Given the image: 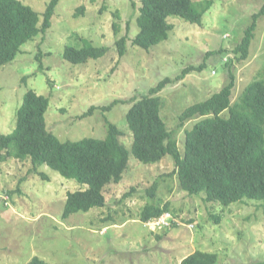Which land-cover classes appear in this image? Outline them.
I'll use <instances>...</instances> for the list:
<instances>
[{"label": "rangeland", "instance_id": "rangeland-1", "mask_svg": "<svg viewBox=\"0 0 264 264\" xmlns=\"http://www.w3.org/2000/svg\"><path fill=\"white\" fill-rule=\"evenodd\" d=\"M22 1L39 12L41 23L51 0ZM212 1L201 25L169 17V38L146 50L133 43L140 0H60L48 31L22 45L13 61L0 67V130H14L17 110L32 88L50 98L47 125L61 140L106 137L107 116L130 147L125 115L131 104L119 103L107 111L102 106L117 98L140 97L162 79H175L184 68L205 63L203 70L191 71L159 93L162 117L183 153L186 131L200 117L182 124V111L226 86L232 72L235 101L264 68V15L248 58L234 52L264 0ZM123 36L127 42L121 56L117 42ZM85 40L109 50L84 64L67 61L65 47L81 48ZM31 167L29 160L16 158L0 163V264H29L37 256L49 264H180L197 250L217 253L216 264L264 261V201L223 206L206 201L204 193L189 195L180 188L170 155L152 164L131 155L122 180L105 188L103 207L66 218L68 192L85 186L47 166L39 168L46 178ZM166 202L178 224L156 230L145 226L144 207Z\"/></svg>", "mask_w": 264, "mask_h": 264}, {"label": "trees", "instance_id": "trees-1", "mask_svg": "<svg viewBox=\"0 0 264 264\" xmlns=\"http://www.w3.org/2000/svg\"><path fill=\"white\" fill-rule=\"evenodd\" d=\"M59 1H50L40 23L41 16L31 5L22 0H0V67L12 62L22 45L48 31ZM140 2L137 17L139 31L133 43L146 50L169 38L173 28L169 17L178 16L201 25L205 13L213 4L212 0ZM263 15L264 4L253 14L252 23L234 49V52L241 53L240 59L248 58L258 19ZM126 42L127 36L117 42L121 56L126 52ZM108 50V46H95L85 40L81 48L66 46L64 57L73 64H84L102 57ZM215 52L208 51V55ZM229 64L226 62L227 67ZM204 67L205 63L199 67L188 66L175 79H162L140 97L117 98L102 106L103 111H107L119 103L131 104L125 115L132 133L130 147L121 142L120 128L107 116L106 137L61 140L47 125L50 98L30 88L17 110L14 130L7 134L0 130V163L9 158L29 160L31 171L36 174L48 177L39 169L47 166L85 186V189L68 192L62 215L64 218L103 207L106 204L105 188L122 180L131 155L145 164L160 162L170 155L175 161L180 188L189 195L204 193L206 201L218 202L223 206L244 200L264 201V68L235 101L232 96L236 75L232 72L226 86L208 99L189 105L182 111L179 116L182 124L200 117L193 128L186 131L183 153L173 131L169 130L162 117L159 93L167 84ZM94 108L92 106L85 115ZM155 187L150 189L151 195ZM168 210L169 202L164 206L147 204L142 210L141 220L148 221ZM217 260V253L197 250L180 264H216ZM29 264L49 263L37 256ZM257 264H264V261Z\"/></svg>", "mask_w": 264, "mask_h": 264}, {"label": "built area", "instance_id": "built-area-1", "mask_svg": "<svg viewBox=\"0 0 264 264\" xmlns=\"http://www.w3.org/2000/svg\"><path fill=\"white\" fill-rule=\"evenodd\" d=\"M173 221H176V218H174V216L170 212H167L153 220L146 222L145 225L151 228L153 226L154 230H156L170 226Z\"/></svg>", "mask_w": 264, "mask_h": 264}, {"label": "clouds", "instance_id": "clouds-1", "mask_svg": "<svg viewBox=\"0 0 264 264\" xmlns=\"http://www.w3.org/2000/svg\"><path fill=\"white\" fill-rule=\"evenodd\" d=\"M167 212H170V213L174 216V218L177 219L176 215H175L171 210L165 211L164 213H167ZM164 213H162L161 215H163ZM161 215H160V216H161ZM158 217H159V216H158ZM155 218H157V217H155ZM155 218H151L150 220H153V219H155ZM150 220H148V221H150ZM148 221H142V222H143V224L145 225V223L148 222ZM175 224H178V222H177V221H173L172 224H171L170 226H168V227H172V226L175 225ZM145 226H146V225H145ZM168 227H164V228H168Z\"/></svg>", "mask_w": 264, "mask_h": 264}]
</instances>
